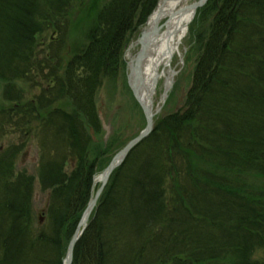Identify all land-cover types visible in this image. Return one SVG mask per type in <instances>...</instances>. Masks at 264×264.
<instances>
[{"label": "trees", "instance_id": "16d2710c", "mask_svg": "<svg viewBox=\"0 0 264 264\" xmlns=\"http://www.w3.org/2000/svg\"><path fill=\"white\" fill-rule=\"evenodd\" d=\"M72 1L0 0L4 100L17 104L16 126L32 116L45 122L37 174L49 192L46 221L32 228L33 180L14 175L18 149L0 151V264H63L93 177L110 160L107 144L90 138L101 133L94 103L75 102L71 113L20 105L17 83L37 78V36L62 41ZM157 1L112 0L86 49L72 53L80 66L50 70L49 102L118 74L126 38ZM197 17L205 20L183 108L160 117L109 178L72 264H264V0H209Z\"/></svg>", "mask_w": 264, "mask_h": 264}, {"label": "rangeland", "instance_id": "374dc122", "mask_svg": "<svg viewBox=\"0 0 264 264\" xmlns=\"http://www.w3.org/2000/svg\"><path fill=\"white\" fill-rule=\"evenodd\" d=\"M112 0H73L68 7V14L64 19L66 23L64 30L65 35L62 41L55 39V34L51 31L48 33H42L37 36L35 42L34 55L37 57L36 60V80L30 81L28 84L18 82L16 88L19 89V95L21 96V107L24 110L40 108H51V109H64L67 113H71L73 110L72 105H78L81 100L85 104H93L96 107L98 117L102 121L103 128L101 134L89 132L90 138L93 139L94 145L100 147L102 141L107 140L105 144L108 146V159L111 158L118 147L124 145L130 139L134 138L144 128V118L141 110L135 105L130 90L125 84V78L117 71L113 72L114 75H118L112 78L114 75L110 74L106 78L100 79L99 76V87H93L85 84L76 85V90L80 96L71 97L69 94L61 97V100H51L48 103V95L43 94L44 89H47L53 84L51 76L49 75L50 70L55 73H60L61 69H57L56 63L60 62V65H70L72 70L76 69V66H80L74 62L71 57H75V52L84 50L87 47L88 39L87 34L92 28L96 26L95 18L98 19L100 14L104 11L103 9L110 4ZM199 17L196 16L195 22L191 23L188 28L187 35L179 46L180 56L174 58V65L178 63L177 70L180 71L178 76L175 78V84L172 90L169 92L168 99L165 102V106L160 112V115H168L175 111H180L183 107V102L189 94V90L193 85L192 68L195 64V55L198 52V46L196 43L198 34L203 31V22H199ZM192 29V30H191ZM131 35V34H129ZM57 36V35H56ZM132 36V35H131ZM129 36L126 38L128 47H133L129 51V55L133 56L138 52V46L134 43L137 42L139 32L134 34L133 37ZM124 48V47H123ZM123 51V50H122ZM123 54V52H122ZM127 52H124V59L127 60ZM181 57V59H179ZM63 65V66H64ZM43 66V67H41ZM39 67L44 68L43 75L39 72ZM57 70V71H56ZM120 72V71H119ZM64 73H67L66 71ZM111 76V77H110ZM34 82V83H32ZM79 84V83H77ZM6 84L0 80V125L4 126V137L0 138V151L12 150L13 148L19 150V155L14 159V175L25 174L27 177L33 180V191L32 199L30 201L31 206V217H32V228L37 226L38 217L41 212L44 211L45 205L48 200V192L42 191L40 184H38L37 171L40 166V152H39V140L40 135L38 134V128L41 129L43 120H38L36 116L27 117L24 122L20 121L19 124L17 119L14 118L13 114L17 104L11 102H5L4 94L7 91ZM79 87V88H77ZM98 88V89H96ZM96 89V90H95ZM71 90V88L69 89ZM90 90H93L90 94ZM77 92V93H78ZM76 93V94H77ZM161 93L157 91L158 101ZM39 97L43 98L42 101ZM76 102V104H75ZM41 113V112H40ZM50 112L47 111V114ZM9 115V116H8ZM45 116V112L43 113ZM8 117V118H7ZM96 143V144H95ZM98 149V148H97ZM110 161V160H109ZM71 167L68 164L65 167V171L69 172ZM257 183V181H255ZM38 216V217H37ZM34 230V229H33ZM260 254V253H259ZM260 256V255H259Z\"/></svg>", "mask_w": 264, "mask_h": 264}, {"label": "bare ground", "instance_id": "6f19581e", "mask_svg": "<svg viewBox=\"0 0 264 264\" xmlns=\"http://www.w3.org/2000/svg\"><path fill=\"white\" fill-rule=\"evenodd\" d=\"M196 3L197 0H161L150 18L148 29H152L154 24L159 26L166 23L158 34L149 39L150 44L142 65L144 85L140 94L146 107L152 105L155 88L161 82L167 86L169 77L175 72L174 58L180 55L179 46L194 18L195 12L191 7Z\"/></svg>", "mask_w": 264, "mask_h": 264}, {"label": "water", "instance_id": "95a60500", "mask_svg": "<svg viewBox=\"0 0 264 264\" xmlns=\"http://www.w3.org/2000/svg\"><path fill=\"white\" fill-rule=\"evenodd\" d=\"M207 2V0H200L198 3L192 5V9L194 11H196L198 8L203 7V5ZM144 37L142 38L143 42H142V48H141V53L138 54V56L136 57V59L134 60V65L132 66L133 70H131V73L134 72L136 73L137 70L139 68H141L142 66V61L145 57V49L149 43L148 40V36L146 33H144ZM138 73V72H137ZM139 74V73H138ZM174 76V75H173ZM172 76V78H173ZM172 78L170 79V83L168 85V88L166 89V92L170 89L171 84H173V80ZM137 82V77L134 78V80L130 79L129 80V84L130 87L132 89V92L134 94V97L136 99V101L138 102V104L141 106V109L145 115V119H146V128L145 130H143L138 136L137 138H135L134 140L130 141L127 143V145L117 153V155L112 159L111 163L107 166V168L104 170V172L102 173L101 177H100V182H102L101 187L97 190V194L96 196L90 200L89 205L87 207V210L84 212L83 217L79 223V227H83V229L86 227V222L88 220V217L90 215V212L93 210V208L96 205V201L98 199V197L100 196V194L102 193L101 191L103 190L104 186L107 184V179L110 176V174L113 172V170H115L116 168H118V166L120 164H122L125 160V158L128 156L129 152L131 150L134 149V147H136L140 142H142L143 140H145L148 135L153 131V117L155 116L152 112L151 109L146 107L141 99L139 98V94H138V87L136 85ZM166 98V95H164L162 97V100H164ZM159 110V109H158ZM158 110L155 113H158ZM81 234V233H80ZM79 232L77 229V232L73 235V238L71 239V241L69 242L67 248V253H66V260H65V264H71L72 263V255H73V251H74V246L77 243L78 239H79Z\"/></svg>", "mask_w": 264, "mask_h": 264}]
</instances>
